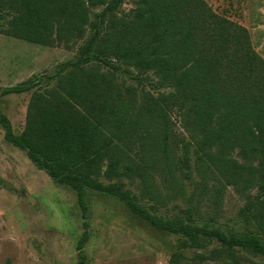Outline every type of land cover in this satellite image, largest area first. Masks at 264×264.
Listing matches in <instances>:
<instances>
[{
  "label": "trees",
  "instance_id": "trees-1",
  "mask_svg": "<svg viewBox=\"0 0 264 264\" xmlns=\"http://www.w3.org/2000/svg\"><path fill=\"white\" fill-rule=\"evenodd\" d=\"M125 1L0 0L4 37L72 50L89 30L73 59L46 77L51 87L38 90L35 79L1 91H33L21 134L0 111L4 141L75 194L77 264H88V190L175 236L169 264L195 251L202 253L189 264L236 251L264 264V60L247 30L204 0H136L121 16ZM148 74L169 92L145 91ZM227 186L245 199L240 230H223L215 217ZM203 202L215 213L207 221L199 218ZM167 203L178 212L160 211Z\"/></svg>",
  "mask_w": 264,
  "mask_h": 264
},
{
  "label": "rangeland",
  "instance_id": "rangeland-1",
  "mask_svg": "<svg viewBox=\"0 0 264 264\" xmlns=\"http://www.w3.org/2000/svg\"><path fill=\"white\" fill-rule=\"evenodd\" d=\"M136 0H126L119 15L129 14ZM220 16L247 30L254 51L264 60V0H204ZM100 9L92 11L99 13ZM40 47L0 35V93L27 80L40 79L38 90L51 87L47 81L59 65L73 59L77 48ZM144 90L151 94L167 93L151 75H145ZM33 91L8 96L0 95V111L10 122L15 135L25 125L26 109ZM238 162H241L237 158ZM126 188L139 197L135 185ZM186 184V194L192 191ZM255 194V189L248 191ZM245 199L232 186L223 191L217 222L223 230H240L238 215ZM150 202H142L148 207ZM88 241L83 252L88 264H169L177 238L158 231L132 215L116 198L87 191ZM175 205L184 209L179 200ZM200 221L215 215L209 203L199 205ZM166 214L178 212L167 203ZM82 233V220L75 194L67 187L54 184L35 168L25 154L7 144L0 128V264H77L76 243ZM213 249L212 246L208 250ZM194 253H202L195 251ZM194 253H186L181 264H189ZM262 264L259 259L236 251L222 254L217 261L204 264Z\"/></svg>",
  "mask_w": 264,
  "mask_h": 264
}]
</instances>
